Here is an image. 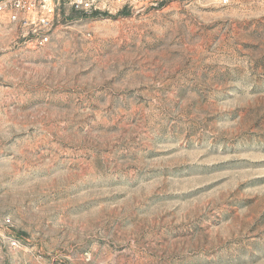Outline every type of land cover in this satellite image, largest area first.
I'll return each mask as SVG.
<instances>
[{"label": "rangeland", "instance_id": "1", "mask_svg": "<svg viewBox=\"0 0 264 264\" xmlns=\"http://www.w3.org/2000/svg\"><path fill=\"white\" fill-rule=\"evenodd\" d=\"M98 1L0 16V264H264V0Z\"/></svg>", "mask_w": 264, "mask_h": 264}, {"label": "built area", "instance_id": "2", "mask_svg": "<svg viewBox=\"0 0 264 264\" xmlns=\"http://www.w3.org/2000/svg\"><path fill=\"white\" fill-rule=\"evenodd\" d=\"M61 5L86 13L100 9L98 0H0V16L22 28L31 48H40L49 41Z\"/></svg>", "mask_w": 264, "mask_h": 264}]
</instances>
